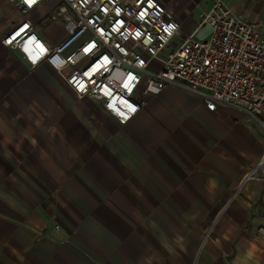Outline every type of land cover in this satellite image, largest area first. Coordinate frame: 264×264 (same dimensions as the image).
<instances>
[{"label":"crops","instance_id":"crops-1","mask_svg":"<svg viewBox=\"0 0 264 264\" xmlns=\"http://www.w3.org/2000/svg\"><path fill=\"white\" fill-rule=\"evenodd\" d=\"M160 1L178 45L213 6ZM58 4L23 15L0 0V264H264V181L240 187L264 154L262 129L232 106L209 111L178 84L143 96L120 125L2 45L25 19L59 44L66 32L47 20ZM229 6L264 32V0Z\"/></svg>","mask_w":264,"mask_h":264},{"label":"built area","instance_id":"built-area-1","mask_svg":"<svg viewBox=\"0 0 264 264\" xmlns=\"http://www.w3.org/2000/svg\"><path fill=\"white\" fill-rule=\"evenodd\" d=\"M27 15L43 1L10 0ZM48 22L66 36L51 45L23 20L2 39L35 69L46 64L79 98L95 102L120 125L131 122L171 84L198 93L209 111L232 106L248 114L264 132V32L258 22L234 13L231 0H212L203 18L211 33L175 39L180 27L166 18L160 0H58ZM87 49V51H85ZM158 62V72L148 71ZM264 181V154L240 183ZM264 237V226L259 228Z\"/></svg>","mask_w":264,"mask_h":264},{"label":"water","instance_id":"water-1","mask_svg":"<svg viewBox=\"0 0 264 264\" xmlns=\"http://www.w3.org/2000/svg\"><path fill=\"white\" fill-rule=\"evenodd\" d=\"M211 31V27L206 25L204 29L198 33L197 38L203 40L211 33Z\"/></svg>","mask_w":264,"mask_h":264},{"label":"rangeland","instance_id":"rangeland-1","mask_svg":"<svg viewBox=\"0 0 264 264\" xmlns=\"http://www.w3.org/2000/svg\"><path fill=\"white\" fill-rule=\"evenodd\" d=\"M54 29H56V28H53V30H51L53 36H55V35L58 34V33H55V30Z\"/></svg>","mask_w":264,"mask_h":264},{"label":"snow or ice","instance_id":"snow-or-ice-1","mask_svg":"<svg viewBox=\"0 0 264 264\" xmlns=\"http://www.w3.org/2000/svg\"><path fill=\"white\" fill-rule=\"evenodd\" d=\"M28 3L29 4L35 3V0H28ZM85 51H87V49Z\"/></svg>","mask_w":264,"mask_h":264}]
</instances>
